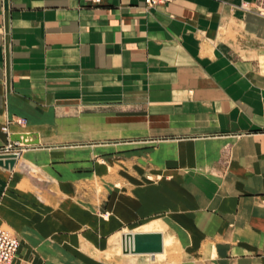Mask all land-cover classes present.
Instances as JSON below:
<instances>
[{
  "label": "crops",
  "instance_id": "obj_1",
  "mask_svg": "<svg viewBox=\"0 0 264 264\" xmlns=\"http://www.w3.org/2000/svg\"><path fill=\"white\" fill-rule=\"evenodd\" d=\"M17 134L10 264H264V0H0ZM135 233L162 252L106 257Z\"/></svg>",
  "mask_w": 264,
  "mask_h": 264
},
{
  "label": "water",
  "instance_id": "obj_2",
  "mask_svg": "<svg viewBox=\"0 0 264 264\" xmlns=\"http://www.w3.org/2000/svg\"><path fill=\"white\" fill-rule=\"evenodd\" d=\"M28 134H17L11 137V141L20 142L24 145L35 144L37 141H31ZM14 154H0V166L5 169H12L16 162ZM130 238L131 245H126L123 237L121 240V250L123 254H149L154 255L162 252V236L160 233H135L127 235Z\"/></svg>",
  "mask_w": 264,
  "mask_h": 264
},
{
  "label": "built area",
  "instance_id": "obj_3",
  "mask_svg": "<svg viewBox=\"0 0 264 264\" xmlns=\"http://www.w3.org/2000/svg\"><path fill=\"white\" fill-rule=\"evenodd\" d=\"M86 3L91 5H101L104 3H108L111 0H83ZM145 9L153 8L158 5H164L171 0H143ZM241 8L248 10L245 5H242ZM15 122L19 125L24 124V120L16 119ZM2 131L7 133V127H3ZM24 144L16 141L9 140V143L5 147V151L0 154H14L16 157L18 156V150H16L17 146H22ZM19 248V240L17 237L8 229L0 228V264H10L12 260L15 258V255Z\"/></svg>",
  "mask_w": 264,
  "mask_h": 264
},
{
  "label": "rangeland",
  "instance_id": "obj_4",
  "mask_svg": "<svg viewBox=\"0 0 264 264\" xmlns=\"http://www.w3.org/2000/svg\"><path fill=\"white\" fill-rule=\"evenodd\" d=\"M123 255L122 253V250H121V247L120 245H117L116 248L113 250V252L111 253H108L106 255L107 258L111 257V256H118V257H121Z\"/></svg>",
  "mask_w": 264,
  "mask_h": 264
}]
</instances>
